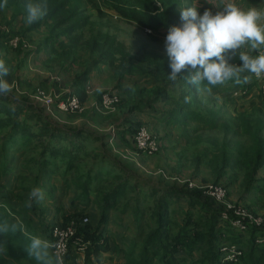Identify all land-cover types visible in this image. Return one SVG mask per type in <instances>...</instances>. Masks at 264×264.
I'll use <instances>...</instances> for the list:
<instances>
[{
  "label": "trees",
  "instance_id": "trees-1",
  "mask_svg": "<svg viewBox=\"0 0 264 264\" xmlns=\"http://www.w3.org/2000/svg\"><path fill=\"white\" fill-rule=\"evenodd\" d=\"M34 1H19L21 7L24 8V14H26V5ZM183 2L184 0H102L108 10L140 28L151 29V33H145L158 39L165 35L170 27L181 24L180 7ZM44 6H46V15L38 22L28 24L25 27L24 34L43 26L48 27L50 35L45 37L49 47L48 52L57 53L55 45H58L60 51L57 55L65 59L76 60L79 58L78 47L81 46L86 51V58L91 57V54L94 55L91 61L95 64H105L118 81L126 74H132L130 71L138 70L139 72L135 75L147 73V66L145 65H138V68H136V62L141 58L138 53L132 52L113 34L100 32V28L95 30L90 27L94 22L90 20L91 12L86 13L83 0H45ZM66 22L69 23L64 25ZM85 27H88L89 38L86 42H83L80 40L83 38ZM9 37L10 35L7 32L0 31V59L4 60L9 68V74L4 78L9 77L11 80L13 77L16 78L17 75L11 73L14 65L12 66L10 59H6L4 53ZM22 45L20 41L17 43L19 48L16 49V52H21ZM156 59L158 60L155 61V79L163 84L156 89H151V92L154 93L153 97L145 103L138 102L131 105L127 102V98L124 101H121L120 98L116 105L122 107L126 104L129 111L133 112L146 107L154 110L153 103L172 100L174 108L169 110L168 116L173 122L179 124L200 122L208 128H215L219 118L225 119L223 118L222 108H207L206 106L197 109L192 108L191 106L194 105L197 95L196 91L208 89L209 87L211 91L220 89L219 92L226 93L230 98L246 96L252 90H258L264 94L262 81H259L251 73L242 74L251 77L250 83L247 84L237 85L234 80H229L224 85L210 86L206 81L201 82L199 85L190 84L187 80L189 72L185 70L178 74L177 81L173 83L168 80L171 69L167 55L156 56ZM21 60L24 63L26 58L23 57ZM232 62L240 63L238 59H234ZM87 72H89V68L86 66L83 75L85 76ZM78 84L79 88L85 90L82 81ZM39 87L46 89L44 84ZM172 87H178L177 95ZM27 89L33 90L34 88ZM35 90L36 88L33 92ZM81 93L74 94L83 101ZM100 94H98V101L100 100ZM186 97H190L188 102L185 100ZM43 110V108L33 105L25 96L0 95V131L7 130L4 138L13 146L19 142L23 147L29 142L35 141L33 148L36 145L41 147L40 154L30 159L25 165L26 168L30 166V162L34 163L36 161L39 173L42 168L49 169L54 173L59 168L55 160H67L63 177L66 179L65 175L72 169L74 162L78 161L80 154L85 151L86 144L96 137L86 129L63 127L55 121L48 120ZM54 110L59 111L55 107ZM87 112L85 110L81 114L86 115ZM22 113H24V117L20 119L18 115ZM236 119H240L245 123L252 120L250 117H245V115H239ZM27 120H32V124L29 125ZM255 124L258 126L257 131L264 128L262 118L257 119ZM140 125L145 124L129 121L128 126L130 128L128 131L133 130L131 132L134 134ZM123 132L124 130L117 131L118 136L123 140L122 144L134 150V140L126 138ZM84 153L90 155V151ZM207 153L208 150L203 151L204 155H207ZM217 154H219V157H217ZM217 154L211 155L213 158L210 160V166L217 173V178L213 183H219L218 178L223 173L226 174L228 169L233 175H239V172H241L240 175L246 177L245 180L251 183L256 182L259 178H255V176L264 167V139L256 138L253 148L242 153V157L246 159L245 161L237 160L235 156L229 153L217 152ZM100 160L97 162L98 167L96 169H93V165H91L87 170L86 178L82 185L80 184L81 190L72 200V210L63 215L60 224L67 223L70 218H76L77 211L85 210L88 207L92 201L89 193L90 188H93L92 190L95 193L93 201L100 209L99 220L94 225L90 221L78 224L75 234L68 244V251L64 257L65 264H80L82 256L84 258L83 264H103L102 256L105 255L106 258L112 259L113 254L117 255L116 264H222L220 249L225 243L236 244L242 250V255L236 264H264V244H258L255 241L258 234L257 230L249 228L247 231L241 232L231 227L229 222L221 219V206L213 199L204 196L200 189L189 188L187 183L179 187L169 184L162 185V182L151 183L145 187L140 183L137 176L135 177L130 171L116 165L112 159L101 158ZM219 161H222V166L218 167ZM237 168H239V171ZM9 171L11 169L4 162L0 169V176H8ZM112 177L118 179L119 182L105 191H102V188H100L99 193L95 191L106 179ZM260 181H263L262 184H264V177ZM65 182L67 181L65 180ZM92 182H94V185L90 187ZM225 187L230 197L229 190L227 186ZM131 191L136 192V197L132 198L135 202L133 214L139 228L136 229L133 238L126 239L127 246L118 245L115 241L111 245V238L105 232L106 225L110 220V213ZM129 199L124 203L123 211L129 206ZM140 204H143L144 208H141ZM145 204L147 207L148 205L151 206L150 218L152 223L143 227L141 221L145 214ZM184 204L187 208L182 209ZM245 205L256 212L250 205ZM15 207V205L6 201L4 195L0 196V224L7 221L9 224L17 223L19 225L15 232L0 233V242L7 244L9 257L23 259L29 264H40L34 257L28 255L27 249L30 238L39 236L40 229L47 226L44 223L34 224L33 219L28 213H25L24 209L20 210V208L16 209ZM5 209L9 213L8 216ZM32 209L36 210L35 207ZM178 210H181L183 214L182 220L175 217ZM11 215L15 216L16 219H12ZM81 218L82 216L79 217V221ZM35 225L38 227L36 228ZM39 225H41L40 228ZM52 226L47 232H42L44 236L40 237V235L39 237L52 242ZM22 227H26V231ZM223 230L229 232L227 241L222 238ZM235 230H237L236 234H234Z\"/></svg>",
  "mask_w": 264,
  "mask_h": 264
},
{
  "label": "rangeland",
  "instance_id": "rangeland-1",
  "mask_svg": "<svg viewBox=\"0 0 264 264\" xmlns=\"http://www.w3.org/2000/svg\"><path fill=\"white\" fill-rule=\"evenodd\" d=\"M19 1L20 0H7L6 7L0 8V31L3 30L10 35V37L7 39L4 53L6 59H10L12 66L14 65L12 72H10L17 75L16 78L13 77L11 80L9 77H3V79L7 80L10 84L13 85L12 91L9 94L13 96H19L21 94L18 93L25 89L24 91L28 93L30 97H32L33 90L41 86V83L43 81H46V83H51L53 79L62 81V79H64L65 77L72 81L73 79H77L78 75L81 77L82 74H80V72L85 66L86 59H91V57L86 58V51L81 46L78 47L79 58L76 60H72L70 58L65 59L57 55V53L60 51L58 45H55L57 53L49 52L46 58H44L43 54L34 57L31 52H34V47L36 45L40 46L43 42H45V37H48V35H50L49 28L43 26L37 30L24 34L25 27L28 24L25 21L26 14H24V8L21 7ZM83 2L86 13L88 14L91 12L90 15H92L90 16V20H92V22L94 23L90 25L91 28L95 30H97V28H100V32L104 31V33L108 32L109 34H113L118 40L122 41L127 48L131 49L132 52L138 53L141 56V58L136 62V68H138V65L147 66V73L143 74L145 75L143 77H147L146 75L149 74V79H146L144 81L150 82L148 85V87L150 88L151 84H154L156 81V76L154 75L156 68L155 61L158 60L156 59V56L167 55L164 43L165 38L158 39L157 37L148 36L143 33L140 27L132 22L125 21L123 19L117 20L105 13L103 14L101 12L102 10H104L102 0H83ZM0 3H3V0H0ZM33 3L45 5V0H35ZM19 11L21 12L19 13ZM68 23L69 22H66L64 25H67ZM88 32V27H85L83 38L80 41L86 42L88 40ZM15 37L18 38V42L20 41V43L23 44L22 50L19 53L16 52V49H18L19 46L11 47L12 45L10 44V40ZM23 57L28 60L27 64H24L21 60V58ZM42 58L44 59L42 60ZM104 71L106 70L104 69ZM130 72L132 74H126L125 79H122L120 81L117 80V83H123L126 80L132 82V77H136L137 75L135 74H137L139 71L134 70ZM18 78L23 79V81L17 80ZM102 79L103 78L100 77L98 81L103 82L104 85L112 82L109 78L106 77H104V80ZM113 80H115V78ZM29 81L35 84L33 85V90L25 88L27 87ZM159 83L161 85L156 84V86L152 88L156 89L162 86L163 83ZM86 87H89L90 90L88 91H91L92 87L90 83ZM65 88L71 90L69 89L72 88L71 83L66 82ZM131 88L136 89V93L130 94L131 89L128 91V88L124 87L116 89L113 87H109L103 89L102 91L115 90L119 94V99L121 98V101H124V98L126 97L131 103L136 100L145 102V100L152 98L154 95V93L146 94L142 91L140 92L138 88H135L134 85ZM124 89L126 93H128V95L120 94V91ZM173 89L174 93L177 95L179 91L178 87H174ZM102 91H100L99 94ZM217 91L221 90L217 89ZM66 92L67 91L62 92V94ZM196 94L197 95L194 105L191 106L192 108L197 109L198 107L203 108L204 106L210 108L215 106V102L217 101L214 100L212 96H210L212 95V92H209L207 89H199L198 91H196ZM129 95L135 97V100H131ZM35 105L39 106L38 103H35ZM116 106L112 112H106L101 109L99 101L94 105L95 111L99 113L100 117L102 118L100 123H97L95 121V123L97 124L96 127H92L88 123L95 115L91 112V110L88 111L87 105L85 110L88 112L86 115L70 114L56 111L54 110V108L51 109V113L54 116L53 120L55 122L70 127L80 125L81 128L88 130L96 137L85 146L84 152L90 151V155H85L86 153L82 152L78 157V161L74 162L72 169H70L67 175H65L66 179H64L63 177L65 167L67 165V160L62 161L56 159L55 162L57 163L59 168L57 169L58 171L56 170V172L54 173L45 168H42L41 172L39 173L36 161L34 163L30 162V166L26 168L25 165L27 164V162L40 154L41 147L39 145H36L33 148V143L35 141L29 142L23 147L19 144V142H17L16 145L13 146L4 138L7 130L0 131V169L2 164L5 162L7 167L11 169L9 173H13V175H8L6 177L0 176V196L4 195L6 201H8L9 204L15 205L16 209H24L25 213H28L29 216L33 219L34 224H46L47 227L42 228L39 231V236L41 235L40 237L44 236L42 232H47L52 225L60 224L63 220V215L72 210V200L75 199V197L79 194L81 190L80 187L86 178L87 170L91 165H93V169H96L98 167L97 162L101 161V158L112 159L116 165H119L120 167H123L124 169L130 171L135 175V177L137 176L140 180V183L145 185V187L146 185L156 182H162V185L169 184L177 185L179 187H182L185 183L188 184V182H193L196 185H202L213 182L216 179L217 174L215 176V172L213 170L211 173H209V178L207 177L206 172H186V166L188 162L187 148L179 150V153L175 151L176 149L170 148L168 152L165 153V156L158 157V155L156 154L145 156L140 152H136V149L132 150L129 147H125V145L122 144L123 140L120 138V136H118L117 131L124 130L123 135L128 139H133V130L128 131V129L130 128L128 126V122L131 121V119H122L120 117V114L122 113V107H120L119 105ZM172 106L173 101L169 100L164 103H155L154 109L168 110ZM126 111L127 110H124V112ZM127 112L130 113L129 111ZM18 117L20 119H23L24 113L19 114ZM225 119V122H218L215 128H208V126L200 122L195 123L193 126L194 130L192 131V137H197L202 141H206L210 144V146H207V155H202L201 158V160L203 161L208 160V162L205 163H208L209 165H211L210 160L213 158L211 157V155L214 156V154H217V152H224L225 154L229 153L235 156L237 160L245 161L246 159L242 157V153L253 148L256 138L260 137L261 139H264V128H262L261 131H257L258 126H256V124H254L252 121H250L249 123H245L240 119H234L229 116H227ZM32 122V120H27V123L29 125H31ZM173 130H175V127L173 128ZM130 132L132 133V135L130 134ZM175 153H178V170L185 168V171L181 173L176 172L172 167L173 165L171 164L173 163V160H176L177 155ZM217 157H219V154H217ZM221 163L222 161L218 162V167L221 165ZM237 169L239 171V168ZM228 172L229 174H231V171H229V169ZM240 174L242 173L239 172V175ZM78 176L80 177L78 178ZM173 177L179 178L184 182L180 183L176 180H173ZM65 180L67 182H65ZM106 181L99 185V189L95 190L97 193H99V191L101 190L100 188L103 189L102 191H105L113 184L119 182V180L115 177L108 178L106 179ZM219 183L227 186L224 181H220ZM235 183H237V181ZM93 185L94 182H92L90 187H93ZM262 185L264 188V184ZM33 187H39L44 192L43 200L38 202L33 201L32 205L34 206L32 208L35 207L36 210L27 208L25 206V201L28 199V194ZM238 188L239 186H237L235 189ZM92 189L93 188H90L89 190L92 201L90 199L91 202L89 203L87 209L79 210L76 212L77 216L75 220H79V217L87 215L89 217L90 223L94 225L99 220L100 209L98 205L93 201V199L95 198V193ZM262 194H264V191ZM133 197H136V192H129V195L124 198L120 202V204L110 213V220L106 225L105 232L109 238H112L110 240L111 245H113V241H115V243L118 245L127 246L126 238L131 239V237L135 235L136 229L139 228L133 214L135 203L132 200ZM127 199H129V206L125 209V211H123V205L127 201ZM140 207L144 208V205L140 204ZM185 208L187 207L184 204L182 209ZM5 211L7 213L6 209ZM144 213V218L141 221V225L143 227L146 225H150L149 223H152V219L150 218L151 206L148 205L147 207V205L145 204ZM8 215L9 213H7V216ZM175 217L178 220H182L183 214L181 210H178L176 212ZM11 218L16 219V217L13 215H11ZM71 219L74 218H70L69 220ZM36 225L35 227L37 228L38 226ZM40 226L41 225H39V228ZM22 229L26 231V227H22ZM236 232L237 230H235L234 234H236ZM228 233L229 232L226 230L222 231L221 235L225 241H227L226 239H228ZM116 256V254H113V258L108 259L105 255H103V264H116ZM83 260L84 258L82 256L80 264H83ZM0 264L29 263L27 261H24L23 259L19 260L9 257L7 252L6 256L0 255Z\"/></svg>",
  "mask_w": 264,
  "mask_h": 264
},
{
  "label": "clouds",
  "instance_id": "clouds-1",
  "mask_svg": "<svg viewBox=\"0 0 264 264\" xmlns=\"http://www.w3.org/2000/svg\"><path fill=\"white\" fill-rule=\"evenodd\" d=\"M7 5V0L0 3V8ZM198 3L181 10L179 26L168 29L165 49L171 73L168 80L175 83L178 74L188 71L190 84L199 85L206 81L210 86L224 85L234 80L237 85L250 83L251 73L256 78L264 76V10L250 7L242 9L233 0H219L211 9H205L202 15L197 11ZM46 15V6L38 3L26 5L25 21L31 25ZM253 52L259 54L253 55ZM240 61L233 63L234 59ZM9 74V68L0 59V95H7L13 85L3 79ZM211 92V88L207 89ZM186 102L190 97L185 98ZM44 192L33 187L25 201L31 208L33 201H41ZM17 223L7 221L0 224V233L17 231ZM55 248L47 239L32 236L28 246V255L40 264H64L62 255L53 253ZM0 255H7V244L0 242Z\"/></svg>",
  "mask_w": 264,
  "mask_h": 264
},
{
  "label": "crops",
  "instance_id": "crops-1",
  "mask_svg": "<svg viewBox=\"0 0 264 264\" xmlns=\"http://www.w3.org/2000/svg\"><path fill=\"white\" fill-rule=\"evenodd\" d=\"M219 0H184L182 6L180 7V14L181 10L183 8H188L193 5H196L198 3L199 7L197 8V11L202 15L203 11L205 9H211L213 12L216 11L215 8H213ZM238 6H240L242 9L247 10L250 7H256L260 10H264V0H233ZM104 5V10L101 12L104 14H107L108 16L115 18L117 20L123 19L120 16L114 14L112 11L109 12L106 8V5ZM125 20V19H123ZM126 21V20H125ZM143 33L144 30L141 28ZM146 34V33H145ZM148 35V34H146ZM149 36V35H148ZM160 38H166L165 36H161ZM44 40V38H43ZM47 42L45 39V42H43L40 46L36 45L34 47V52L32 51L31 53L34 55V57H37L40 54L44 55V58L47 57L49 54ZM259 54L258 52H253V55ZM32 56V55H31ZM94 55L91 54V59H93ZM42 58V60L44 59ZM91 59H86L85 61V66L83 67L84 69L86 66L89 68V72L84 76L83 72L84 69L82 68V71L80 72L81 77L78 75L77 79H73L70 81L66 77L62 79V81H58L56 79H53L51 83H46V81H43L41 84H44L46 90L52 93H57L60 94L62 92H74L78 94L79 92H82L81 94L83 95V101L85 105L88 107V111L91 110L93 114H97V112L94 109V105L98 102V94L100 91L103 89L113 87V88H128V91L131 89L130 94L136 93V89L131 88L133 85L135 88H138V90L143 93H153L151 92L152 87L157 85H161L157 80L155 81L154 84H151V89L148 87L150 82L144 81L146 79H149V74H147V77H143L145 75H137L136 77H132V82L129 80H126L125 82H120L119 85L117 83V78L115 75L112 73V71L105 65V64H95L91 61ZM28 60L26 59L24 61V64H27ZM34 64V63H33ZM108 68V69H106ZM104 69L106 71H104ZM108 70V71H107ZM102 77L104 80V77L109 78L112 82H109L108 84L104 85L103 82L98 81L100 77ZM135 76V75H134ZM126 76H124L122 79H125ZM115 78V80H113ZM120 79V80H122ZM17 80H22L23 79H17ZM119 80V81H120ZM82 81V84L85 88V90H82L79 88V82ZM115 81V82H114ZM66 82H70L72 85V88H69L71 90L66 89ZM90 83L92 89L91 91L86 90V86ZM122 83V84H121ZM32 82L29 81L27 84V87L25 88H31L34 87ZM77 85V87H76ZM104 85V86H103ZM68 88V87H67ZM168 88V87H167ZM173 88V87H172ZM25 90V89H24ZM24 90L20 91L18 94H21L17 97H24L29 99V101L35 105V103L39 104L40 108H43V113L46 116V118L50 121H54L53 118L54 116L50 112V110L46 109L41 103L35 101V99L30 97L28 93H26ZM96 91V92H95ZM133 91V92H132ZM135 91V92H134ZM212 92V98L216 100L214 108H222V113L223 116L226 118L227 116L236 119L239 115H245V117H250L252 122L255 124L257 119L263 118L264 120V94L260 93L258 90H252L249 94L246 96H239L236 98H230L228 97L229 95H226V93L220 92L216 90L211 91ZM120 94L122 95H128L126 93L125 89L120 91ZM131 100H133L135 97L132 95H129ZM29 97V98H28ZM95 97V98H94ZM126 98V97H125ZM124 98V99H125ZM95 99V101H94ZM151 99V98H150ZM135 100V99H134ZM149 100V99H148ZM148 100H145L148 101ZM127 102L131 105L133 103H138L142 101H134L131 103L128 99ZM142 102V103H145ZM158 102H167V101H158ZM157 103V102H155ZM155 103L152 104V107H154ZM214 105V104H213ZM174 108V103L173 106L170 109ZM158 110L154 109L156 111H152L149 107H146L145 109H137L136 111L130 112L128 106L125 104L122 105V113L120 114V117L122 119H131V122H140L145 125H147L152 132H154L160 139L162 143V150L157 153L156 155L159 156H165V153L168 152L170 148L176 149L175 151L179 153V150L183 148H187V168L186 172L192 173V172H206L207 177L209 178L210 175L209 173L212 172V170L215 172L214 175L216 176V171L214 168H212L208 163V160L203 161L201 160L203 151L208 150L207 146H210V144L206 141H202L201 139L197 137H192V131L194 130L193 126L195 122H188L187 124H180L177 122H173L172 119L169 118V110ZM124 110L127 111L124 112ZM120 111V110H118ZM99 114V113H98ZM223 117V118H224ZM100 114L95 115L92 117L90 120L89 125L92 127H96V123H100L101 121ZM219 122H225V119H220L218 120ZM59 125L63 127H68V128H81V126H75V127H70L66 125H62L59 123ZM175 127V130L173 128ZM178 153L176 154V160H173V163H171L173 168L175 169L176 172H183L185 171V168L178 170ZM199 153V154H198ZM9 175H13V173H9ZM264 177V167H262L255 178H259L256 182H249L245 180L246 177H243L241 175H233L232 173L229 174H222L220 176L219 182L224 181L227 185V188L229 190V195L230 198L234 201L237 202H244L248 205H250L256 212H262L264 213V188H263V181H260L261 178ZM217 178V177H216ZM204 179V178H201ZM237 181V183H235ZM249 182V183H248ZM222 184V183H221ZM235 185V186H234ZM237 186H239L238 189H235ZM87 209V208H86ZM134 237V236H133ZM131 237V238H133ZM112 239V238H111ZM127 240L130 238H126Z\"/></svg>",
  "mask_w": 264,
  "mask_h": 264
},
{
  "label": "built area",
  "instance_id": "built-area-1",
  "mask_svg": "<svg viewBox=\"0 0 264 264\" xmlns=\"http://www.w3.org/2000/svg\"><path fill=\"white\" fill-rule=\"evenodd\" d=\"M143 30L146 33L152 32L151 29L148 28H144ZM166 35L167 33L163 36L166 37ZM17 43V37L10 40L12 46H17ZM258 80L262 81V90L264 91V76ZM86 89L90 90L89 87H86ZM33 98L35 101L41 103L46 109L50 110V112H52L51 109L54 107L65 113L76 114H81L86 109L84 101L72 92L57 94L38 87L33 92ZM118 102L119 94L115 90H104L101 92L99 105L103 111L112 112ZM133 140L135 149L145 155H155L162 148V143L159 137L152 132L147 125H140L136 129ZM173 180L180 183L184 182L176 177H173ZM187 186L189 188L200 189L204 196H207L218 203L221 206V219L229 222L231 227L241 232L247 231L249 228L256 229L258 234L255 237V241L258 244H264V213L255 212L248 208L244 203L232 200L228 196L226 187L221 183L210 182L196 185L193 182H188ZM88 221L89 217L84 215L80 221L75 220L74 218L65 224H55L52 226L51 236L53 241L51 243L55 245V248L51 251L62 255L64 260L66 252L68 251L69 241L74 236L78 224L87 223ZM220 250L222 253V264H236L242 255V250L236 244L232 243L223 244Z\"/></svg>",
  "mask_w": 264,
  "mask_h": 264
}]
</instances>
